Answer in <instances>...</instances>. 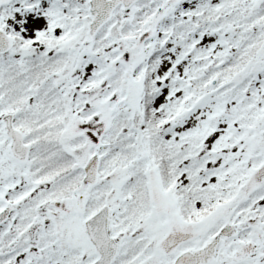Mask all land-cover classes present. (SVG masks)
<instances>
[{"label": "snow or ice", "instance_id": "1", "mask_svg": "<svg viewBox=\"0 0 264 264\" xmlns=\"http://www.w3.org/2000/svg\"><path fill=\"white\" fill-rule=\"evenodd\" d=\"M0 264H264V0H0Z\"/></svg>", "mask_w": 264, "mask_h": 264}]
</instances>
